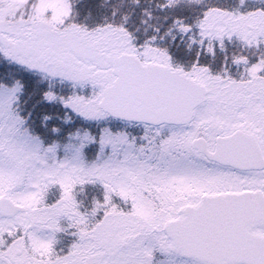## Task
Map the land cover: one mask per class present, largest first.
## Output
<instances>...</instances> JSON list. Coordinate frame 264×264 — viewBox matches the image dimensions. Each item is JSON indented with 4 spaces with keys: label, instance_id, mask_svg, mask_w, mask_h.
Returning <instances> with one entry per match:
<instances>
[{
    "label": "snow or ice",
    "instance_id": "snow-or-ice-1",
    "mask_svg": "<svg viewBox=\"0 0 264 264\" xmlns=\"http://www.w3.org/2000/svg\"><path fill=\"white\" fill-rule=\"evenodd\" d=\"M0 264H264V0H0Z\"/></svg>",
    "mask_w": 264,
    "mask_h": 264
}]
</instances>
